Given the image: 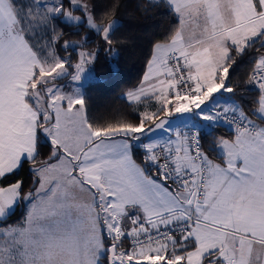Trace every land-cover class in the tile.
<instances>
[{"label": "snow or ice", "instance_id": "snow-or-ice-1", "mask_svg": "<svg viewBox=\"0 0 264 264\" xmlns=\"http://www.w3.org/2000/svg\"><path fill=\"white\" fill-rule=\"evenodd\" d=\"M5 2L13 21L0 18V88L16 79L23 97L35 95L24 101L31 111L0 132V180L26 163L34 179L27 192L23 180L0 186V264H54L37 253L69 239L86 243L87 264H264V0H243L240 18L234 0H215L212 14L202 0H146L163 2L176 28L154 44L138 86L124 93L135 118L105 124L88 118L77 85L101 51L116 53L122 0L104 9L96 0H0V9ZM49 21L59 28L52 39ZM61 25L75 28L68 35L87 32L61 43ZM38 32L47 51L33 44ZM248 56L246 78L233 83ZM250 88L249 112L242 94ZM225 94L232 102L221 105ZM148 104L155 109L140 110ZM174 115L209 131L170 129ZM221 125L232 135L219 136ZM157 131L168 138L153 140ZM73 135L76 145L67 147ZM211 149L222 151V163ZM57 165L62 182L46 176ZM20 203L42 213L30 209L24 223L7 224Z\"/></svg>", "mask_w": 264, "mask_h": 264}, {"label": "trees", "instance_id": "trees-1", "mask_svg": "<svg viewBox=\"0 0 264 264\" xmlns=\"http://www.w3.org/2000/svg\"><path fill=\"white\" fill-rule=\"evenodd\" d=\"M114 2L115 0H96L98 6H101L102 9L110 7ZM88 3L91 4L92 0H88ZM145 3L146 0H122V5L118 14H116V18L119 20L116 25L119 30L117 34L121 35L122 39L119 40L112 64L109 61V55L101 51L91 68L93 79L87 81L82 87L81 94L86 99L88 118L97 124H105L126 116L135 118L134 112L136 109L128 107V101L124 98V93L138 86L146 71L147 60L152 53L154 44L162 42L176 28V25H174L175 17L172 13L167 12V7L163 2L154 7H145ZM96 20L99 23V13ZM56 23L60 25L59 21H56ZM53 24L54 22L51 21L47 24L49 29L47 39H52L55 34L59 33V28H56L54 32L52 31ZM63 27H65L66 32L61 36V43L64 40H78L87 32V28L83 27L80 29L79 35H68L67 33L74 32L75 28ZM38 37L41 41L45 39L41 35ZM90 43L97 46L99 40L98 38L93 39ZM45 51L47 50L45 49ZM60 54L64 55L62 51ZM251 59L252 57L248 56L239 62L232 80L233 83H236L237 79L246 78L250 70ZM65 81L62 80L60 83ZM255 91L254 88H250L242 94L246 111H251L248 106L252 104ZM30 92L31 89H29ZM224 96L232 102L230 95L225 94ZM25 100L30 103L31 96L25 97ZM132 122L135 123V121ZM257 123L259 122L257 121ZM208 131L201 132L207 133ZM217 134L222 137H229L232 135V131L221 125L217 130ZM207 139L208 143L203 146L210 149L214 140L212 137ZM208 155L213 161H222V157L218 155L216 149H211ZM47 158L48 150H44L43 156L37 160V166L43 164V161ZM29 167L30 165L26 163L16 174L0 180V186L10 185L15 183L16 180H23L24 192L29 191L34 179ZM25 206V203L17 204L15 213L8 217L7 224L22 223Z\"/></svg>", "mask_w": 264, "mask_h": 264}, {"label": "crops", "instance_id": "crops-1", "mask_svg": "<svg viewBox=\"0 0 264 264\" xmlns=\"http://www.w3.org/2000/svg\"><path fill=\"white\" fill-rule=\"evenodd\" d=\"M203 7L202 11H205L206 13L212 14L215 13V0H202ZM243 4V0H234V6L233 11L236 14L237 18H240L241 16L247 15V10L240 5ZM13 9L11 6L5 2L4 7L0 9V18L4 19L7 23H11L13 21ZM23 55V52L20 53ZM21 81L12 79L8 80L6 79L4 82V85L2 88H0V132H2L5 128H11V124L15 123L16 121L23 118L26 114H28L31 110L28 107L27 104L24 103L25 97L22 96L23 89L17 87V84ZM124 98L126 99L125 95ZM127 100V99H126ZM217 100L221 105H227L230 104L231 101L228 100L225 96L217 97ZM140 110L143 111L145 105H140ZM212 105H209V108H211ZM194 119V117L187 115L186 120ZM195 122L197 123L198 127L201 131H207L209 130L207 125L202 124L198 119H195ZM184 127V126H182ZM191 128H194L193 126H188ZM264 127V126H262ZM181 129V128H179ZM71 138H74L76 140L75 135H73ZM168 135L166 134L165 137L161 138L160 140L167 139ZM70 147H75L76 142L70 140L69 142ZM20 147L22 148L23 145L21 144ZM218 155L220 157L223 156L222 151L217 150ZM214 163H222L213 161ZM42 164L38 165L41 166ZM60 165L55 166L54 168L50 169L46 176L49 179H55L58 181H63V172H59L58 167ZM62 167V166H61ZM29 208V209H28ZM31 209V211L35 212L36 214H41L42 209H33L30 205L26 204L25 206V213L22 220V223L25 222V214ZM56 249V255L63 256V259L61 260L64 262V264H87L88 259V252L86 243H77L74 239H69L66 243H64L61 247L55 248Z\"/></svg>", "mask_w": 264, "mask_h": 264}, {"label": "rangeland", "instance_id": "rangeland-1", "mask_svg": "<svg viewBox=\"0 0 264 264\" xmlns=\"http://www.w3.org/2000/svg\"><path fill=\"white\" fill-rule=\"evenodd\" d=\"M19 2L20 3H26L27 2V0H19ZM75 15H77V16H79L80 15V13H76ZM27 30V29H26ZM43 36L42 34H41V32H38L37 33V35H36V37L34 38V40H33V44L34 45H40L41 46V50L42 51H45V49L43 48V41H41V39L38 37V36ZM85 35V34H84ZM84 35H82V37L84 36ZM82 37L80 38V39H78V40H75V41H70V42H73V43H76V42H79L81 39H82ZM96 46H93V44L92 43H89V46H88V51H93L94 50V48H95ZM113 57H114V55H111V56H109V61L111 62V64H112V59H113ZM92 66H90V67H88V68H86V70H85V73L82 75V80H81V82L77 85L80 89H81V92H82V87H83V85L87 82V81H89V80H91V79H93V74H92ZM64 83H67V81H65ZM35 95V93L34 92H30L29 93V96H31V98H32V96H34ZM148 106V108H150V109H155V107H156V105L155 104H148L147 105ZM186 109V105H182L181 106V108L179 109L180 111H183V110H185ZM206 111H207V109H206ZM186 116L187 115H174V117L173 118H170V124L168 125V127L170 128V129H179V128H181L180 130H183L184 128H186V126H187V128H191V127H188V126H193L194 128L195 127H198V125H197V123L195 122V119L196 118H194V119H190L189 121H187L186 120ZM182 126H184V127H182ZM137 131H138V129H137ZM166 136V133H163V132H159V131H157L156 133H155V135H153L151 138L153 139V140H156V139H161V138H163V137H165ZM73 139V141H75L76 142V140H74V138H71V140ZM76 139V138H75ZM66 146L67 147H70V145H69V143L68 144H66ZM58 170H59V172H63V167H61V165L58 167ZM37 257L38 258H40V259H42V260H44V261H48V260H52L53 262H54V264H58V262H60L62 259H63V256H58V255H56V249L55 248H41L40 249V251L37 253Z\"/></svg>", "mask_w": 264, "mask_h": 264}, {"label": "built area", "instance_id": "built-area-1", "mask_svg": "<svg viewBox=\"0 0 264 264\" xmlns=\"http://www.w3.org/2000/svg\"><path fill=\"white\" fill-rule=\"evenodd\" d=\"M222 126H224V127H226L227 129H229V130H231V131H232V129H231V128H229L227 125H222ZM183 130H185V128H184Z\"/></svg>", "mask_w": 264, "mask_h": 264}]
</instances>
